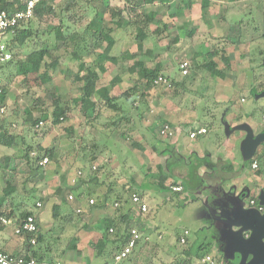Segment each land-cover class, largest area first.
Segmentation results:
<instances>
[{
    "label": "rangeland",
    "instance_id": "rangeland-1",
    "mask_svg": "<svg viewBox=\"0 0 264 264\" xmlns=\"http://www.w3.org/2000/svg\"><path fill=\"white\" fill-rule=\"evenodd\" d=\"M218 1L155 0L152 5H147L140 11L155 14L154 20L146 28L148 37L140 48L134 29L117 28L113 34L116 43L108 50V55L116 58L115 62L106 61L97 67L93 61L101 53L100 49L94 50L89 56L83 54L82 62L89 65L98 76V89L118 78L119 82L111 89L110 97L130 92L125 101L118 100L121 111L115 113L113 109L101 106L96 118L94 114L89 115L94 119L84 116L80 104L73 103V100L79 98L82 86V82L75 80L76 76L81 75V62L72 58L69 41L54 44L52 28L60 26L65 36L75 31L82 32L94 13L101 19V23L115 28V21L110 19L106 5L121 8L123 2L95 0L87 7L85 0H77V4L64 8L65 2L55 0L53 14L31 22L29 29L33 31V36L26 39L16 60L24 59L28 53L43 44L48 48L54 46L52 53L58 58V64L46 69L50 81L43 85L19 75L14 66L16 60L9 67L7 76H10L5 77L8 90L5 112L0 119L3 120V129L16 135V144L10 148L0 146V197H3L6 190L13 191L6 197L2 210H13L18 215L23 210L35 211L36 203H41L42 209L47 213V223L51 225V229L44 234L53 231L54 236L58 235L57 241L62 236L66 239L64 247L69 248L75 245L78 231L87 226L100 227L103 234L101 227L106 220L98 215L100 208H104L101 212L105 215L102 217L114 216V220L116 217L119 219L121 212L113 205L110 207L114 198L125 204L129 203L131 192L145 194L147 172L151 170L148 152L158 145V150L152 151L160 154L166 139L172 138L166 131L173 123L166 122L163 118L165 113L177 118L179 113L184 115L194 112L195 120L199 123H207V114L215 117V114L228 113L225 121H233L243 108L263 105L264 0H240L246 6L242 9L243 16L230 20L224 36L217 37V32L211 33L210 25L211 18H217L221 13L216 6ZM236 25L238 29H235ZM93 27L96 29L99 26L94 23ZM189 31L193 32L192 36H189ZM225 35L235 37V43L229 42ZM213 49H223L213 58L223 77L212 76L203 68L206 54ZM124 54L131 57L122 60L121 56ZM182 61H187L190 66L186 77H182L179 72ZM138 62L144 68L158 67L160 75L172 86L146 88L145 81L138 80L136 71L129 72V68L137 66ZM43 70L44 68L41 72ZM252 89H257L259 93L252 95ZM260 95L261 99L256 101L255 97ZM97 98L94 95L92 101ZM57 106L62 109L67 106L68 110L65 111V119L54 124L53 112ZM263 108L257 107L255 112L260 113ZM258 113H255L254 122L261 125ZM35 120L39 122L33 126L32 122ZM113 121L118 123L113 126ZM216 122H219L218 118ZM152 124L153 129L149 130L148 127ZM220 125H216L217 130L211 131L210 139L215 140L219 134L221 138L224 137V130ZM173 126L182 129L180 124ZM28 147L29 156L33 159L48 150L52 151L53 156L47 158V164H39V170H35L22 158ZM261 151L260 158L256 159V168L252 167L249 171L252 174L260 171L264 182V146ZM111 155L116 157V163ZM157 158L161 160L160 156ZM93 179L98 184L101 181L103 188H106V191L97 189L103 195L87 190L92 186ZM69 195L73 197L70 202ZM163 196L168 198L169 193ZM89 198L94 199L92 207L87 206ZM74 201L81 203L85 213L71 210ZM207 204L208 201L202 200L183 204L177 199H160L153 204L156 207L147 224L154 226L163 236L157 242V254L160 258L166 264H180V256L174 257L176 253L181 255L187 250L194 253L198 247H202V253L210 252L216 257L220 255L233 264L256 263L253 259L256 243L249 240L251 231L234 235V241L231 242V236L225 231L228 227L212 217L213 205ZM218 215L222 220L223 216L219 212ZM70 226L76 228L74 233L69 231ZM185 230L189 233L188 241L181 246L175 236ZM94 239L92 236L86 253L93 256V263L97 264L103 261L97 256L102 248L98 247L99 239L97 242ZM156 240L154 236L151 243ZM47 241L52 247L57 242ZM260 241L263 248L264 238ZM143 244L144 242L141 245ZM259 252L260 258L264 260L262 249Z\"/></svg>",
    "mask_w": 264,
    "mask_h": 264
},
{
    "label": "crops",
    "instance_id": "crops-1",
    "mask_svg": "<svg viewBox=\"0 0 264 264\" xmlns=\"http://www.w3.org/2000/svg\"><path fill=\"white\" fill-rule=\"evenodd\" d=\"M216 6L221 13L217 18L212 15V24L210 23V26L212 27L211 33L217 32L216 36L219 37L224 36V31L226 29L228 30L227 25L231 23L230 20H234L241 15L243 16L242 9L246 6L240 0H228L226 2L219 0ZM237 25L235 29H238ZM188 34L192 36L193 32L189 31ZM225 36L235 43V37H230L229 35ZM236 43L238 44V42ZM224 60L226 61V59ZM260 97L262 96L255 97V100L261 99ZM257 107H264V104L243 108L241 113L238 114L237 119L233 121L231 119L225 121V119L227 120L228 118V113L219 114L217 116L215 114V117L214 115L207 114L205 117L207 123H205V121H200V123L196 122L194 112L185 113L184 115L179 113L177 118H173L171 114H164L163 118L166 122H171L173 125L180 124L182 129L179 130L177 126L173 125L168 126L167 133L172 138L166 139L165 143L162 145L163 149H160V154L153 152L154 150H158V145L152 147V152H148L147 157L150 160H148V165L150 164L149 167L151 170L147 172L148 176L146 179L145 194H139L134 191L131 192V194L136 193L140 195L147 206V212L140 213L138 208L131 203L130 198L128 199L129 203L121 204L118 202V204L116 198H114L111 205L109 204L110 207L113 205L114 208H118L121 212L119 219L116 217V221L127 220L129 224L127 231L130 228H136L140 233V240L132 253L128 256V259L123 260L119 264H166V262L160 258L159 254H157L159 250L157 248V242H160L163 236L156 231L154 226L147 224L150 223L151 214L156 207V205L153 204L160 199L164 201H167V199L168 201L177 199L179 202H183V204L192 200H202V202L208 201V204L213 205V210H211L213 214L212 217H214L215 220H220L224 223V226L228 227V229L225 228V231L228 232L230 236H232L233 233L241 232V226H237L236 224L246 219L248 214L245 215V211L257 210L258 207H262L263 210L261 212L259 211V213L261 215L264 213V206L260 203V197L264 195L263 175H261L260 171H255L253 174L249 171V169L252 168V163L256 161L257 158H260L262 152L261 148L264 146V142L257 146L250 157H245L242 149L248 131H250L251 138L253 139L264 131V125H259L254 122L255 113H258L255 112ZM258 115H260V113H258ZM216 118L219 119V122H216ZM210 121H212V123H210ZM218 124L224 130V137L221 138L219 134L216 136L215 140L210 139L209 136L211 131L217 130L215 128ZM153 126L154 124L150 125L148 129L152 130ZM206 126H209V128ZM200 127L205 128L206 133L198 135L195 139L190 140L188 137L189 133ZM111 156L114 158V162L117 161L116 157L113 155ZM157 156H160L161 160L158 159ZM116 166L117 164H115V167ZM91 185L92 186L87 189L90 193L95 191L98 192V195H103V193H99V190H97L98 188L105 189L106 191L101 181H99L98 184L96 180H92ZM171 186H180L182 190L179 193L172 192L170 190ZM165 193H169L168 198L163 196ZM100 199L101 202H103L102 198ZM88 200L87 206H89ZM249 201H253L255 204L250 205L248 204ZM221 202L223 204H221ZM69 204L71 205V203ZM104 204L107 205L106 202ZM71 208V210L76 213L77 210H79L78 213L84 211L82 210L81 203L78 201H74ZM103 209L104 208L99 209L98 215L102 219L113 220L114 216L111 218H107L108 216L102 217L105 215L101 212ZM218 212L223 216L222 220L219 219ZM34 213L38 221L37 233L39 235H45L43 236L44 240L38 245V248L41 250V253L45 255L46 260L55 257V261H59L61 264H94L92 259L93 256L90 254L87 255L86 253V247L91 242L92 236H94V241L96 240V242L99 239L98 247H103V235H101L102 232L100 231V227L91 228L87 226L85 229L78 231L75 236V245L66 248L67 246L64 247V241L66 239L62 236L60 237L61 240L57 241L58 235L54 236L53 231L52 233L48 232L49 234H44L51 229V225L47 223V213L42 209L41 203L40 207H36ZM85 219L84 222H86ZM103 221L104 220H102V222ZM15 225V222L10 220V224L5 225L4 230L0 231V251L13 255L19 254L24 248V238L14 235ZM70 227L69 231L74 233L76 228L74 226ZM89 233L93 234L90 235ZM180 234L181 233L175 236L177 240ZM154 236L157 240L151 243ZM47 239L50 241L53 240V242L57 241L56 245L52 247L48 244ZM142 242H144L143 245H141ZM63 248H65L66 251ZM63 251H65V254H63L61 258H57ZM176 254L174 257L180 256L178 258H180L179 260L181 261L187 255L189 258H192L193 261H197L194 257V253L189 250L183 251L181 253L182 256L180 253L178 255ZM206 254H210V252H206ZM97 256L101 258L99 254H97ZM218 257H220V255ZM200 260L197 261L198 264ZM222 260L228 262L224 259ZM97 264H104V260Z\"/></svg>",
    "mask_w": 264,
    "mask_h": 264
},
{
    "label": "trees",
    "instance_id": "trees-1",
    "mask_svg": "<svg viewBox=\"0 0 264 264\" xmlns=\"http://www.w3.org/2000/svg\"><path fill=\"white\" fill-rule=\"evenodd\" d=\"M27 0H0V10L5 11H20L24 9V4ZM54 1L55 0H45L36 4L33 8V16L27 22H23L20 24L18 28L15 29L14 34H12L7 42L8 49L11 53V60L0 66V110L2 109V113L0 112V118L2 114L5 112V99L7 95V81L5 77L7 76L9 67L14 63L16 57L19 54L24 42L26 39L31 38L33 36V31L29 29V25L31 22L36 20H41L44 16L51 15L54 13ZM64 3V8L68 6H72L77 4V0H60ZM87 3V7L91 6L90 3H93L95 0H85ZM123 2V7H110L106 5V11L110 13V19L115 21V28L109 27L104 22L101 23V19L94 13L91 21L87 23L82 32L75 31L69 36H65L61 27H53L52 30L54 32V44L61 41L65 43L71 44V56L74 60L81 62L80 65V76H76L75 80L82 82V86L80 87V96L79 98L73 100V103L80 104L81 109L83 111L84 116L88 119H92L93 117L89 116L90 114H94L95 118L98 114L101 106H107L114 110V112L121 111V104L118 100L122 99L125 101L127 97H129L130 92L126 91L119 97H110L111 89L119 82L118 78L111 80L108 86L102 87L101 89L97 88L98 76L96 72L87 64L82 62V55L85 56L91 55L94 50L100 49L101 53L97 54L93 63L98 67L101 66L104 62L110 61L115 62L116 58L108 55V50L114 46L116 43L114 32L117 28L127 30L129 27L136 31L135 39L138 41V48L142 46L144 40L148 37V33L146 31L147 26L154 20L155 14L154 12L140 13L141 9L147 5H152L155 0H121ZM109 6V7H108ZM99 26L98 28H92L93 24ZM264 23V19H263ZM264 37V35H263ZM229 42L233 43L231 39H228ZM54 46L48 48L46 45H41L37 49H34L30 53L24 57V59L16 60L14 63L16 72L19 75H22L24 79H32L35 83L43 85L50 81V76L48 74L47 68L54 67L58 64V58L55 57L52 53L54 50ZM223 49H213L210 50L206 54V61H204L203 68L212 76L222 77L223 74L216 67V63L213 61V58ZM126 54L121 56V59H126ZM47 60V62H46ZM44 70L41 72V70ZM190 69V66H189ZM136 71L138 75L139 81H145V87H153V81L159 77H163L160 75V70L158 67L153 69H148L142 67L141 63L138 62L137 66L129 68V72ZM189 71V70H188ZM16 73V74H17ZM165 78V77H163ZM28 82V81H27ZM172 86V85H171ZM264 87V86H263ZM257 89H252V95L258 94ZM264 91V88L261 90ZM94 95H97L98 98L95 101H92ZM68 110L67 106L63 109L61 107H56L53 112V123L59 124L63 119H65V111ZM115 112V113H116ZM44 118V116H43ZM94 119V118H93ZM39 120H35L32 122V125H36ZM3 120L0 119V146L10 148L16 144L15 138L16 135L10 133L9 131L3 129L2 127ZM118 122L113 121L112 125L115 126ZM29 147L24 151L23 159L29 167H34L35 170H39V163L44 159H50L53 156L51 150L44 151L42 156L37 155L35 159L29 156ZM40 153V151H39ZM34 161H33V160ZM7 160V159H6ZM203 163V162H199ZM95 180V179H93ZM11 191H7L4 193L3 197H0V218L5 220H12L16 225H19L27 216L34 215V211L31 210H23L18 213V215L10 210L5 212L2 210L3 204L5 202L6 197H9L12 194ZM120 203V199H117V203ZM118 203V204H119ZM94 206V205H93ZM36 208V206H35ZM56 208V207H54ZM57 209V208H56ZM55 210V209H54ZM119 211V209L117 208ZM104 225L101 227L103 230L102 236V250L98 252L99 256L104 260V264L111 262L113 260L114 255H116L127 243L129 239V233L127 231L128 221H116V220H106L104 221ZM5 225L0 221V231L4 230ZM112 229V232L109 230ZM110 237V239H109ZM31 238L35 239L34 244H30ZM44 240L43 235H39L36 233L35 235H25L24 236V248L18 256L21 257H30L35 258L38 261H55V257H51L46 260L45 255L41 253V250L38 248V245L42 243ZM178 243V240H176ZM107 246V249H106ZM66 251V250H65ZM65 251L62 252L57 258H61ZM206 253H202V247H198L194 252L195 259L200 260L204 257ZM128 259V258H127ZM126 260V259H125ZM233 264L232 262H229ZM180 264H198L195 263L189 256L187 255Z\"/></svg>",
    "mask_w": 264,
    "mask_h": 264
},
{
    "label": "built area",
    "instance_id": "built-area-1",
    "mask_svg": "<svg viewBox=\"0 0 264 264\" xmlns=\"http://www.w3.org/2000/svg\"><path fill=\"white\" fill-rule=\"evenodd\" d=\"M45 0H27L24 4V9L20 11H5L0 10V66L9 62L11 60V53L8 49L7 42L12 34H14L15 29L20 26L21 23L27 22L33 16V8L36 4L43 2ZM189 63L187 61H182L179 65V72L182 77L188 75ZM1 85V79H0ZM163 85L170 87L171 83L163 77H159L153 81V86ZM1 93V91H0ZM2 109L0 112L2 113ZM260 122L264 125V108L260 111ZM168 132V128L167 131ZM206 133L205 128H198L194 131H191L188 135L189 139H195L198 135H203ZM48 159L44 158L39 164H47ZM256 161L253 162L252 167L256 168ZM170 190L175 193L181 192L182 188L180 186H171ZM69 201L73 200L72 196H68ZM130 201L135 205L140 213L147 212V206L141 199L140 195L132 193L130 195ZM94 204L93 199L88 200V205L92 206ZM253 201L250 202V205H254ZM36 207H40V203H36ZM258 211H262V207L257 208ZM79 210H77V213ZM0 221L4 225L10 224V220H5L0 218ZM38 232V221L35 215L27 216L19 225H15L14 235L17 237H23L25 235H35ZM112 232V229L109 230ZM129 239L125 246L113 257L111 262L106 264H119L123 260L127 259L128 256L132 253L136 247L138 241L140 240V233L136 228L128 229ZM188 231H183L178 237V243L181 246H184L187 243ZM35 239L31 238L30 244H34ZM0 264H61L59 261H38L35 258L30 257H21L18 255L8 254L4 251H0ZM199 264H230L221 259V257H216V255L206 254L200 260Z\"/></svg>",
    "mask_w": 264,
    "mask_h": 264
},
{
    "label": "water",
    "instance_id": "water-1",
    "mask_svg": "<svg viewBox=\"0 0 264 264\" xmlns=\"http://www.w3.org/2000/svg\"><path fill=\"white\" fill-rule=\"evenodd\" d=\"M264 96V92L261 94ZM264 142V131L257 135L254 139L251 138V133L248 131V135L246 141L243 144V154L245 157H250L257 146ZM260 203L264 206V195L260 197ZM248 214V215H247ZM245 215H247L245 220L238 222L236 225L241 226V232L233 233L231 238V242L234 241V235H241L242 232L251 231V235L249 240L256 243L254 253V260L257 261L254 264H264V260L260 258L259 250L262 249L264 253V247L262 248L261 239L264 238V213L261 215L258 210H248L245 211ZM260 247V249H259Z\"/></svg>",
    "mask_w": 264,
    "mask_h": 264
}]
</instances>
